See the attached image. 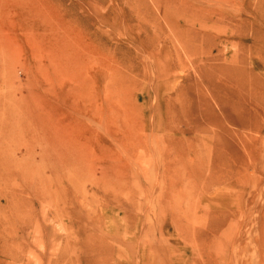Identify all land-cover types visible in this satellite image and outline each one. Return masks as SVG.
Instances as JSON below:
<instances>
[{"label":"rangeland","instance_id":"obj_1","mask_svg":"<svg viewBox=\"0 0 264 264\" xmlns=\"http://www.w3.org/2000/svg\"><path fill=\"white\" fill-rule=\"evenodd\" d=\"M174 1L0 0V264H264V0Z\"/></svg>","mask_w":264,"mask_h":264},{"label":"bare ground","instance_id":"obj_2","mask_svg":"<svg viewBox=\"0 0 264 264\" xmlns=\"http://www.w3.org/2000/svg\"><path fill=\"white\" fill-rule=\"evenodd\" d=\"M119 1V0H118ZM121 1H123V0H121ZM171 1H173V0H166V2H171ZM196 1V0H195ZM210 1V0H209ZM154 2H162V0H154ZM188 4V2H187V0H175L174 1V7L175 8H179L182 12H179L180 14H181V16H182V18H184L185 20H186V23H188L190 26H192L193 28H195L196 27V22L192 19V16L191 15H193L194 14V12L192 11V14H190L188 11H187V9L186 8H183L184 6H186ZM125 6H126V2H125ZM165 10L162 12V14L164 13V17L166 18V19H170V12H169V10H167V6H166V8H164ZM140 28V27H139ZM137 29V28H136ZM128 30V29H127ZM141 31L142 32H145L146 30H145V28H141ZM186 34H188V33H186ZM184 35L183 34V36L185 37V36H187V35ZM181 40H182V38H180ZM183 41V40H182ZM184 46H185V44H184ZM184 51H186V49H184ZM53 91V90H52ZM54 96H56V97H60V93H58V92H55L54 91ZM50 117H51V115L50 114H43L40 118H39V120L41 121V122H43V123H45L46 122V119H50ZM52 118V117H51ZM45 125L47 126L48 124H46L45 123ZM45 132H46V128H45ZM47 133V132H46ZM10 221H14V220H8V222H10ZM15 231V230H14ZM43 228H42V226H41V224H40V222H38V221H36V224H35V226L33 227V230H32V232H31V234L36 238V240H35V242L36 243H41V241L43 240ZM34 254H36V253H34ZM34 257H36V259L39 261V259H41L40 258V255L38 254V255H34ZM50 264H52V260H50V262H49Z\"/></svg>","mask_w":264,"mask_h":264}]
</instances>
